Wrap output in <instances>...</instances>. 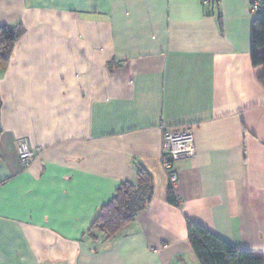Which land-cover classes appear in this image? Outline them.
Here are the masks:
<instances>
[{"label": "crops", "instance_id": "0c3cea01", "mask_svg": "<svg viewBox=\"0 0 264 264\" xmlns=\"http://www.w3.org/2000/svg\"><path fill=\"white\" fill-rule=\"evenodd\" d=\"M250 5L0 0V26L24 30L0 70V264H199L187 220L264 258V85ZM162 128L194 138L173 185ZM21 139L37 150L28 166ZM140 167L153 178L146 209L115 238H89Z\"/></svg>", "mask_w": 264, "mask_h": 264}, {"label": "trees", "instance_id": "16d2710c", "mask_svg": "<svg viewBox=\"0 0 264 264\" xmlns=\"http://www.w3.org/2000/svg\"><path fill=\"white\" fill-rule=\"evenodd\" d=\"M255 16L251 25L250 55L253 67L263 69L258 80L264 85V7ZM23 32L20 24L0 26V70L8 65L13 47ZM152 193L153 178L140 167L135 182L121 184L113 197L99 208L86 231L87 236L93 240L100 238L103 242L115 238L146 209ZM187 234L188 243L199 264H264V258L254 251L234 247L196 222L187 220Z\"/></svg>", "mask_w": 264, "mask_h": 264}, {"label": "built area", "instance_id": "2783aa9c", "mask_svg": "<svg viewBox=\"0 0 264 264\" xmlns=\"http://www.w3.org/2000/svg\"><path fill=\"white\" fill-rule=\"evenodd\" d=\"M207 5L213 0H199ZM264 0H251L250 11L255 14L263 11ZM17 155L24 166L30 165L36 157L37 150L27 139L18 141ZM195 154L194 138L191 130L184 128L169 130L162 128L160 161L166 171L169 182L173 185L177 179L174 171L176 161L187 159Z\"/></svg>", "mask_w": 264, "mask_h": 264}]
</instances>
